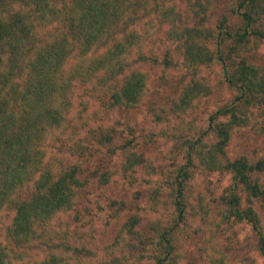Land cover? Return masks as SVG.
Wrapping results in <instances>:
<instances>
[{"label":"trees","instance_id":"obj_1","mask_svg":"<svg viewBox=\"0 0 264 264\" xmlns=\"http://www.w3.org/2000/svg\"><path fill=\"white\" fill-rule=\"evenodd\" d=\"M223 4L228 14L213 17L211 0H0V264H85L93 256L87 238L62 219L71 215L83 180L75 162L46 157L45 140L58 130L71 143L58 138L56 153L92 159L93 138L95 149L107 156L121 153L114 172H92L99 183L146 184L133 197L137 201L141 194L144 204L127 207L122 198H106L111 219L127 214L92 264H229L218 235L232 223L248 225L264 264L263 225L253 207L257 203L264 212V157L230 158L226 150L239 127L264 138V65L250 57L258 43L264 46V3ZM145 15L154 21L150 35L162 28L165 35L161 46L150 41L143 51L146 37L137 27ZM143 31L147 35L149 29ZM178 59L185 75L169 110L148 109L150 125H159L155 134L136 135L131 127L123 136L96 120L101 108L135 107L147 92L152 68L166 78ZM213 65L232 95L196 118L194 111L212 90L201 69ZM98 89L101 96L94 94ZM85 96L97 100L91 115ZM169 114L185 119L179 134ZM156 134L182 137L172 172L161 179L135 148L141 138ZM203 172L228 175L229 181L206 205L190 204L189 184ZM163 190L169 209L160 206ZM192 238L198 258L185 251Z\"/></svg>","mask_w":264,"mask_h":264},{"label":"rangeland","instance_id":"obj_2","mask_svg":"<svg viewBox=\"0 0 264 264\" xmlns=\"http://www.w3.org/2000/svg\"><path fill=\"white\" fill-rule=\"evenodd\" d=\"M227 1L228 0H211L213 17H218L222 12L228 14L229 10L227 7H224L223 4ZM143 6L147 7L143 9L146 11L150 7V1L143 3ZM143 10L142 13L144 12ZM151 17V15L143 16L139 19L141 25L137 27L138 32L142 31L143 37H146V39H143L144 45L141 47L143 51L148 50L151 44L150 41H154L157 46H161L160 40L164 38L163 34L165 35L163 28L158 30L155 33L156 35H150L153 32L152 24L154 25V21L151 20ZM262 21L264 23V14ZM145 29H149L147 35H144L143 30ZM134 57L135 55L131 54L129 60H134ZM250 57L255 63L264 65V46L262 43H258L257 47L252 50ZM179 62L180 59H178V65L173 70H169V76H166V78H164L160 70L152 68V79L149 81L147 92L141 97V101L135 107L126 109L111 108L106 111L101 108L97 111L98 115L96 116V120L102 121L106 127L114 128L116 132H121L123 136L127 135V129L131 127L134 128V133L136 135L147 134L149 130L153 131L155 134L159 129V125L157 127L150 125L151 121L148 119L150 114L148 109L153 107L158 109L159 113L161 110L159 108H162V110L166 112L169 110L168 101L176 93L178 79L179 77L183 78L185 75L184 69H182ZM200 74L204 77L205 81L212 86V90L202 99L198 108L194 111L196 118L205 116V114L210 112L215 106L229 100L232 95V90H230L221 79L218 65L203 68ZM78 93L79 90L73 93V105L78 101ZM94 94L96 96H101L102 92L98 89ZM81 98L85 100V112L91 115L97 100L89 96ZM169 116L172 120L171 123L176 125L174 131L179 134L184 126L183 122L185 119L170 114ZM161 122H163L162 118ZM92 124L95 125V123ZM97 137H99V135ZM58 138H60L58 141L60 143L66 142L67 145L71 143L67 136L59 130L50 132L45 140V144H48L44 147L46 157L50 158L51 155H55L56 157H61L60 159L63 160L62 163L75 162L79 166V175L83 180V185L78 191L71 215L63 216L62 219L67 224V227L75 230L79 236L81 234L85 239L87 238V240H83L85 245L91 249L93 256L90 258V262L88 263V261H86L85 264H92L97 254H99V250L112 240L119 223L127 214V211H124L121 212L116 219H111L106 198H122L126 205L132 202L144 204V196L141 194H138V197L140 196L141 198L140 201L138 197L137 201L133 197L137 196L135 195V191L144 190L146 184L134 186V184L129 185L121 180L110 181L105 184L99 183L96 175H93L92 172H95L97 175L103 171L114 172L115 169L120 167L121 161H123L121 153L116 150L114 154L107 156L103 151L104 149H95L96 139L93 138L90 140V149L94 150V157H92V159H74L70 155H67V153L55 152L54 145ZM145 138L146 139L141 138L140 144L135 148L141 151L144 156L148 157L149 161L147 162L150 163L152 169L155 171L153 176L161 179L165 176V173L168 172L169 174L172 172V163L178 159L175 157L177 145L182 137L180 136L177 140H173L172 138L169 140L156 134L154 136H146ZM226 150L230 158L245 156L248 160L254 161L259 157H264V138L262 135L256 134L249 127H239L233 130ZM179 161L180 160L177 162ZM261 178H264V172L261 174ZM228 181V175L218 172H203L199 175L196 174L195 178L191 180L189 184L190 204H196L199 201V205H206L210 199L213 200V198H216V196L221 193ZM160 198V206L169 209L167 190L160 192ZM253 207L260 213L264 232V212L258 209L257 203H255ZM224 230L226 231L218 236L223 250L229 255V264H261L262 259L253 246L252 237L247 224H228L225 226ZM124 248H117V253L126 254L128 260H134V257H132L133 255L128 254L127 249ZM185 251H189L191 255L193 254L195 258H198V254L193 246V238L191 240L189 239ZM243 258H245L244 261L240 262L239 260ZM193 264H199V260H195Z\"/></svg>","mask_w":264,"mask_h":264}]
</instances>
